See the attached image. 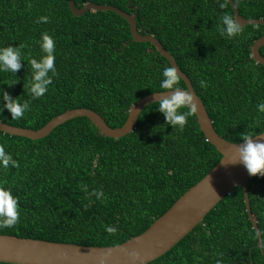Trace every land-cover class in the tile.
<instances>
[{
  "label": "trees",
  "instance_id": "trees-1",
  "mask_svg": "<svg viewBox=\"0 0 264 264\" xmlns=\"http://www.w3.org/2000/svg\"><path fill=\"white\" fill-rule=\"evenodd\" d=\"M89 2L137 11L139 32L154 35L174 55L224 138L242 142L246 134L264 132V112L256 107L264 102V65L252 57L264 25L241 26L231 39L222 36L220 15L235 18L229 0L224 9L219 3L225 0H75L80 7ZM235 2L246 18L264 19V0ZM40 16L49 20L37 23ZM43 32L55 41L57 75L42 97L32 98L29 60L44 55L39 44ZM10 44L27 47L21 49L23 61L15 74L0 71V88L27 100L30 109L19 120L4 109L0 120L33 129L77 107L94 109L111 126H122L139 99L164 91L161 73L172 66L154 44L133 40L123 16L94 9L76 16L68 0H0V47ZM178 85L187 87L181 77ZM158 105H148L135 129L118 139L105 136L88 117L70 119L36 140L0 130V145L19 163L0 168V186L18 197L20 214L17 224L0 227V233L109 246L147 230L222 158L190 105L179 109L191 112L182 130L166 123ZM85 184L89 193L102 190L103 196L89 197L79 187ZM248 190L253 214L264 228V176H252ZM109 226L116 231H106ZM217 259L264 264L242 185L147 264H216Z\"/></svg>",
  "mask_w": 264,
  "mask_h": 264
},
{
  "label": "water",
  "instance_id": "water-1",
  "mask_svg": "<svg viewBox=\"0 0 264 264\" xmlns=\"http://www.w3.org/2000/svg\"><path fill=\"white\" fill-rule=\"evenodd\" d=\"M71 10L76 16L85 14L88 10L114 11L126 18L130 24L133 40L139 42H151L162 55H164L172 66H175L180 77L186 82L187 87L193 95L190 105L197 115L201 129L208 141L217 147L222 158L217 165L211 169L198 183L190 187L162 216H160L143 233L132 236L128 240L109 246H88L69 242H58L39 238L21 237L11 234L0 233V261L16 264H133V261L122 249L135 253L138 259L135 264H147L164 255L188 233H190L206 215L237 186L242 185L246 208L254 228L260 230L258 222L252 211L248 184L251 175L245 166L239 162V147L242 142H232L224 138L216 130L207 107L199 96L190 77L181 69L174 55L168 51L162 42L151 34H142L138 30L137 11L129 13L112 4H98L94 2L78 6L75 0H68ZM235 11V18L241 24L264 25L263 18L248 19L243 16L235 2L229 0ZM264 46V35L252 46V57L264 65V55L261 48ZM171 90H164L147 94L130 107L127 120L122 126L113 127L96 110L87 107L68 109L51 119L39 129L11 125L0 120V130L11 135L25 136L31 139H40L49 135L56 127L76 117H88L105 136L121 138L131 133L137 124L142 111L151 103L165 95ZM264 133V132H262ZM261 134V133H260ZM255 135L254 139L264 141V134ZM258 246L264 254L263 238L258 235Z\"/></svg>",
  "mask_w": 264,
  "mask_h": 264
},
{
  "label": "clouds",
  "instance_id": "clouds-1",
  "mask_svg": "<svg viewBox=\"0 0 264 264\" xmlns=\"http://www.w3.org/2000/svg\"><path fill=\"white\" fill-rule=\"evenodd\" d=\"M219 7L224 9L226 7L225 2H220ZM48 16H40L37 18V23L47 22ZM219 32L222 36L228 39L236 36L241 32V24L230 13L224 12L220 15L218 21ZM40 48L44 55L40 59L30 58L29 63L31 65L32 75L28 82L27 89L30 92L32 98L42 97L47 91L48 86L52 83V79L57 75L55 67V41L51 35L47 32L41 33V39L39 41ZM27 47L26 44H20L17 46L8 45L0 47V71L16 73L21 68V61H23L21 49ZM160 88L164 90H171L169 95L162 96L158 101L159 105L157 110L161 112L165 121L171 124L172 127H179L181 130L184 128L187 120V116L191 112H181L179 109L188 107L193 102V95L190 90L183 89L178 85L180 75L177 72L175 66L165 67L161 73ZM14 81L8 85L15 84ZM201 87L205 86L203 80L200 81ZM257 109L260 112H264V102L259 103ZM7 109L11 115V119L19 120L25 112L30 109V104L27 100L21 102L18 98H12L11 95L0 88V112ZM264 134V133H261ZM260 134V135H261ZM253 135L246 134L242 138V146L239 147V157L241 162L249 175L251 176H264V141L254 139ZM9 167H19V163L13 158L12 154L5 150L3 145H0V168L8 169ZM208 182L210 183V178ZM81 190L91 197L95 195L97 199L103 196L102 190L93 189L92 192H88V186L80 185ZM91 202V201H90ZM19 203L18 197L12 194L10 188L0 186V227H12L19 221ZM106 231L114 233L116 228L107 227ZM258 235L264 237V228L258 230ZM125 254L133 261L138 259L135 253L128 252L127 249H122ZM222 255V254H218ZM104 257L101 258V264H104ZM216 264H222V260L217 259Z\"/></svg>",
  "mask_w": 264,
  "mask_h": 264
}]
</instances>
